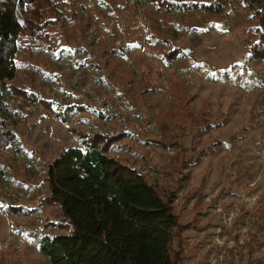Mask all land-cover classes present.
I'll list each match as a JSON object with an SVG mask.
<instances>
[{"label": "rangeland", "instance_id": "obj_1", "mask_svg": "<svg viewBox=\"0 0 264 264\" xmlns=\"http://www.w3.org/2000/svg\"><path fill=\"white\" fill-rule=\"evenodd\" d=\"M60 1L45 10L41 33L20 38L14 79L54 110L3 88L0 129L13 128L21 149L0 151V264H45L38 245L55 210L42 203L44 168L81 145L79 131L121 133L111 155L174 194L183 264H264L257 20L241 4L222 16L136 0ZM14 199L23 207L10 213Z\"/></svg>", "mask_w": 264, "mask_h": 264}, {"label": "trees", "instance_id": "obj_2", "mask_svg": "<svg viewBox=\"0 0 264 264\" xmlns=\"http://www.w3.org/2000/svg\"><path fill=\"white\" fill-rule=\"evenodd\" d=\"M54 1L0 0L2 122L6 120L1 118L5 87L29 103L39 102L54 110L49 99L38 97L14 82L19 67V40L24 35L41 33L50 20L44 12ZM136 2L186 11L202 9L222 16L229 13L230 6L241 4L250 12L248 20H257L264 39V0ZM253 49L255 54L264 56L261 42H256ZM74 106L69 105L68 109ZM78 134L81 145L64 149L44 168L47 194L42 203L55 210L46 215V226L51 230L44 233L38 245L45 264H183L182 232L186 226L175 211L174 194L164 195L144 173L111 155L113 143L122 137L121 133L79 131ZM18 140L13 128L2 126L0 151L12 145L20 150ZM175 143L182 147V143ZM7 206L10 213L23 207L15 199Z\"/></svg>", "mask_w": 264, "mask_h": 264}]
</instances>
